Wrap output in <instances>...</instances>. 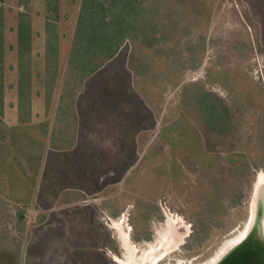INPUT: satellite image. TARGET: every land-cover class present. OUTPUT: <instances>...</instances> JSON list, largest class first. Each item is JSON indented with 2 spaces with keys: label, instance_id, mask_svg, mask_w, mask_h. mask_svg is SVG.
<instances>
[{
  "label": "rangeland",
  "instance_id": "374dc122",
  "mask_svg": "<svg viewBox=\"0 0 264 264\" xmlns=\"http://www.w3.org/2000/svg\"><path fill=\"white\" fill-rule=\"evenodd\" d=\"M80 3L0 2V264H209L264 174V0H134L74 67Z\"/></svg>",
  "mask_w": 264,
  "mask_h": 264
},
{
  "label": "trees",
  "instance_id": "16d2710c",
  "mask_svg": "<svg viewBox=\"0 0 264 264\" xmlns=\"http://www.w3.org/2000/svg\"><path fill=\"white\" fill-rule=\"evenodd\" d=\"M132 1L134 0H81L69 55L71 65L75 67L76 64L87 62L96 53L106 59L112 57L123 27L121 12H125V9L131 10ZM18 16L20 20L27 17L21 12H18ZM25 28L27 30L26 23L20 25L18 42L23 40L21 36H26V45L28 30L22 32ZM199 110L212 127L226 121L213 101H199ZM144 239L148 240L149 237Z\"/></svg>",
  "mask_w": 264,
  "mask_h": 264
},
{
  "label": "water",
  "instance_id": "95a60500",
  "mask_svg": "<svg viewBox=\"0 0 264 264\" xmlns=\"http://www.w3.org/2000/svg\"><path fill=\"white\" fill-rule=\"evenodd\" d=\"M263 221L264 191L257 188L250 205L245 236L214 264H264ZM150 255L144 258V264L152 260V257L149 259Z\"/></svg>",
  "mask_w": 264,
  "mask_h": 264
},
{
  "label": "bare ground",
  "instance_id": "6f19581e",
  "mask_svg": "<svg viewBox=\"0 0 264 264\" xmlns=\"http://www.w3.org/2000/svg\"><path fill=\"white\" fill-rule=\"evenodd\" d=\"M258 186H259V188L260 189H262L263 191H264V174H261L260 176H259V178H258ZM252 207V206H251ZM264 222V221H263ZM247 229H248V224H247V227L245 228V231H244V233H243V236L240 238V239H237V241L236 242H232L231 244H227L212 260H211V262L209 263V264H214V263H216L232 246H234L235 244H237L244 236H245V234H246V232H247ZM263 232H264V223H263ZM160 249V248H159ZM162 249V248H161ZM163 251V250H162ZM158 253L159 252H155V253H153V254H151L150 256H149V258L150 257H152V256H154V259L153 260H155L156 259V255H158ZM145 258H147V256L145 257ZM152 263V262H151ZM144 264V263H143Z\"/></svg>",
  "mask_w": 264,
  "mask_h": 264
}]
</instances>
